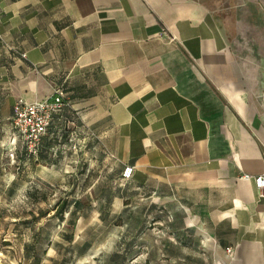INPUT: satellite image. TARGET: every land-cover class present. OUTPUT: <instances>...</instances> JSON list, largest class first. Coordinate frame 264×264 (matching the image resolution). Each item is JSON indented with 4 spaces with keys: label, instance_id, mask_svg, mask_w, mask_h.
Wrapping results in <instances>:
<instances>
[{
    "label": "crops",
    "instance_id": "1",
    "mask_svg": "<svg viewBox=\"0 0 264 264\" xmlns=\"http://www.w3.org/2000/svg\"><path fill=\"white\" fill-rule=\"evenodd\" d=\"M56 87L96 103L122 207L192 218L215 264H264V194L242 177L264 173V0H0L3 142L20 147L14 103Z\"/></svg>",
    "mask_w": 264,
    "mask_h": 264
},
{
    "label": "rangeland",
    "instance_id": "2",
    "mask_svg": "<svg viewBox=\"0 0 264 264\" xmlns=\"http://www.w3.org/2000/svg\"><path fill=\"white\" fill-rule=\"evenodd\" d=\"M95 108L67 109L35 158L0 135V264H215L192 218L185 229L162 204L136 214L105 190L119 163Z\"/></svg>",
    "mask_w": 264,
    "mask_h": 264
},
{
    "label": "built area",
    "instance_id": "3",
    "mask_svg": "<svg viewBox=\"0 0 264 264\" xmlns=\"http://www.w3.org/2000/svg\"><path fill=\"white\" fill-rule=\"evenodd\" d=\"M69 106V100L60 87H56L46 100L33 102L19 100L14 103L10 125L26 157L35 158L38 155L42 138L48 128L55 119L62 117ZM131 174L132 166H124L120 172L121 180H128ZM242 177L252 178L259 193L264 194V173L255 176L243 173ZM225 250L228 251V248Z\"/></svg>",
    "mask_w": 264,
    "mask_h": 264
},
{
    "label": "trees",
    "instance_id": "4",
    "mask_svg": "<svg viewBox=\"0 0 264 264\" xmlns=\"http://www.w3.org/2000/svg\"><path fill=\"white\" fill-rule=\"evenodd\" d=\"M76 204V203H75Z\"/></svg>",
    "mask_w": 264,
    "mask_h": 264
}]
</instances>
